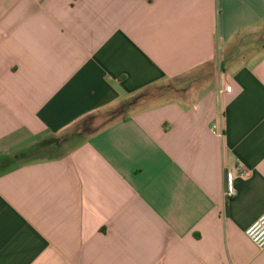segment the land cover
I'll list each match as a JSON object with an SVG mask.
<instances>
[{
	"label": "crops",
	"instance_id": "crops-1",
	"mask_svg": "<svg viewBox=\"0 0 264 264\" xmlns=\"http://www.w3.org/2000/svg\"><path fill=\"white\" fill-rule=\"evenodd\" d=\"M263 214L264 0H0V264H264Z\"/></svg>",
	"mask_w": 264,
	"mask_h": 264
},
{
	"label": "built area",
	"instance_id": "built-area-1",
	"mask_svg": "<svg viewBox=\"0 0 264 264\" xmlns=\"http://www.w3.org/2000/svg\"><path fill=\"white\" fill-rule=\"evenodd\" d=\"M236 171L230 170L226 175V197L231 199L235 191ZM247 238L259 249L264 250V214L255 221L245 232Z\"/></svg>",
	"mask_w": 264,
	"mask_h": 264
},
{
	"label": "rangeland",
	"instance_id": "rangeland-1",
	"mask_svg": "<svg viewBox=\"0 0 264 264\" xmlns=\"http://www.w3.org/2000/svg\"><path fill=\"white\" fill-rule=\"evenodd\" d=\"M73 144H70V145H64V147L61 149V151H56L54 153H59V152H63V151H66L68 150L70 147H72ZM42 156H39V158H41Z\"/></svg>",
	"mask_w": 264,
	"mask_h": 264
}]
</instances>
